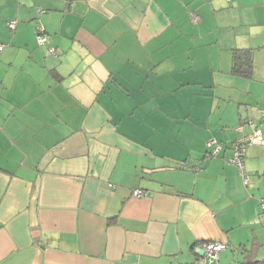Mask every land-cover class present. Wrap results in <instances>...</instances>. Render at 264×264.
<instances>
[{
    "label": "crops",
    "instance_id": "0c3cea01",
    "mask_svg": "<svg viewBox=\"0 0 264 264\" xmlns=\"http://www.w3.org/2000/svg\"><path fill=\"white\" fill-rule=\"evenodd\" d=\"M0 44V264H264V144L227 161L264 139V0H0Z\"/></svg>",
    "mask_w": 264,
    "mask_h": 264
},
{
    "label": "built area",
    "instance_id": "2783aa9c",
    "mask_svg": "<svg viewBox=\"0 0 264 264\" xmlns=\"http://www.w3.org/2000/svg\"><path fill=\"white\" fill-rule=\"evenodd\" d=\"M229 1V0H227ZM199 18L196 14H192V20L197 21ZM16 26L15 20H10L8 22V28L13 31ZM35 39L38 45L46 44V37L44 35V28L39 24L35 29ZM2 49V44H0V50ZM48 50L51 54H54V48L49 46ZM248 124L250 125L252 131L250 134L242 135L237 139L232 145V156L227 159L228 163L235 165L243 177L244 184H247L249 175L244 170V155L247 150V147L251 144L262 145L264 144V139L262 137L260 129L249 120ZM207 148L209 150L210 156L217 155L221 149L222 145L218 143L215 139H211L207 143ZM135 197H141L147 193L143 190L136 189L131 192ZM227 244L220 241H208L203 242L199 246L197 251V258L199 264H216L218 260V255L220 252L227 249Z\"/></svg>",
    "mask_w": 264,
    "mask_h": 264
},
{
    "label": "trees",
    "instance_id": "16d2710c",
    "mask_svg": "<svg viewBox=\"0 0 264 264\" xmlns=\"http://www.w3.org/2000/svg\"><path fill=\"white\" fill-rule=\"evenodd\" d=\"M248 49H235L232 53V72L237 75L249 77L251 75V57Z\"/></svg>",
    "mask_w": 264,
    "mask_h": 264
},
{
    "label": "rangeland",
    "instance_id": "374dc122",
    "mask_svg": "<svg viewBox=\"0 0 264 264\" xmlns=\"http://www.w3.org/2000/svg\"><path fill=\"white\" fill-rule=\"evenodd\" d=\"M212 52L214 53L215 56H217L218 54H220V51H216V49H212ZM231 253V251H229ZM233 260H234V264H238L240 263L239 261H241V256H239L238 254L233 256Z\"/></svg>",
    "mask_w": 264,
    "mask_h": 264
}]
</instances>
